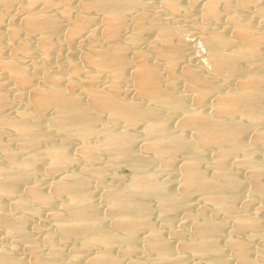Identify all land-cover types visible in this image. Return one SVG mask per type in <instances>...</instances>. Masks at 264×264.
<instances>
[{"label": "bare ground", "instance_id": "obj_1", "mask_svg": "<svg viewBox=\"0 0 264 264\" xmlns=\"http://www.w3.org/2000/svg\"><path fill=\"white\" fill-rule=\"evenodd\" d=\"M154 1V5H149L143 0H0V155L7 162L0 164V198L12 193L14 198L16 184L33 174L37 157L23 149L48 143L39 153L48 160L49 172L50 168L69 164L73 157L66 152L69 143L66 135L71 131L79 144L76 158L88 162L87 167L103 155L104 162L109 165L133 161L134 172L123 189L102 186L108 214L116 228L112 232L102 229L95 219L83 178L65 170L51 185L55 195L65 196L61 204L62 216L61 213L60 216L51 214L56 219L57 231L62 236H74L79 243L71 249V264H185L146 220L149 209L146 200L155 199L161 226H168L175 211L186 214L187 206L182 200L195 193L211 207L213 216L202 214L200 208L196 213L193 211L194 217L189 218L191 223L186 229L188 237L175 232L180 253L194 257L196 261L192 264H264V186L258 180L264 162L260 163L263 159L254 160L253 146L243 142L245 133L249 132L250 143L264 151V29L258 30L238 12L251 9V15L264 22V5H259L261 0H202L201 4L197 2L200 0ZM181 3L187 6L184 11L188 7L193 10L200 4L194 23L201 31L200 46L187 42L181 29L174 27L169 17H164L165 13H182ZM53 9H57L55 13H47ZM94 15L98 19V29L92 27V23H96ZM182 15L185 17L184 13ZM79 37L83 46L78 57L95 72L89 69L79 74L82 66L75 57L71 59L72 55L66 61L62 60L69 72L61 76L58 66V72L51 67L52 59L48 56L61 54L68 47L75 52L74 44ZM140 43H146V49L142 50L145 46L140 49ZM2 52L6 56L1 55ZM17 55L28 58L27 67L19 63ZM189 59L191 62L198 60V64L190 66ZM200 59L204 61L200 62ZM40 69L45 71L34 75V71ZM99 72L104 76L102 80ZM4 78L17 90L24 91L14 89V96L9 97ZM178 86L183 91L178 90ZM131 92L133 97L126 96ZM207 103L210 111L203 107ZM199 106L203 108L198 109ZM6 108H12L11 115L4 112ZM45 112L48 119L42 123L40 116ZM173 114L179 116L176 120L178 129L188 130L190 136L169 130L168 120ZM102 115L107 121L102 122ZM114 121L123 124L122 130L110 128ZM135 124L140 126L138 136L145 139H141L144 141L142 148L149 151L151 157L137 155L131 149V142L136 137L127 129ZM5 127L12 132L13 136H9L16 140L14 148L19 150L18 153L23 150V155L17 157L20 154L15 156V150L6 148L7 140L1 139ZM100 133L104 134L102 140L88 141ZM52 134L57 136L54 135L53 140ZM204 147L211 150L208 158L198 149ZM171 154L183 155L180 170L178 167L181 187L174 193L169 192L165 179L150 181L141 176L151 158L167 169ZM234 156L238 158L236 165L247 168L241 179L226 166V161ZM202 166L209 167L210 177L205 175ZM94 172L100 173H97L98 169ZM245 182L260 200L259 208L253 214L242 212L246 205L241 204L243 207L238 210L235 208V202L241 199L237 192ZM24 192L26 198L20 195L14 198L15 211L28 213L32 211L31 203L45 205L50 201V194L41 192L33 182ZM18 214L20 216H8L0 206L2 228L14 234L18 242L22 240L25 249L31 252V264H58L55 261L58 250L51 245V239L45 237L47 244H51L49 255L42 256L33 237L28 238L26 231L23 232L26 214ZM215 214H230L233 225L230 236L223 235L226 226L223 228L220 219L214 218ZM139 229L147 233L141 252L151 255L147 261L143 259L144 262L131 258V254L133 257L138 251L136 233ZM240 231H250L256 243L250 246L247 240L237 238L235 235ZM60 235L58 237L62 238ZM94 245L98 249L96 247L94 253L88 254L85 263L80 262ZM116 245L121 247L118 257L111 250ZM3 249L0 248V264H25Z\"/></svg>", "mask_w": 264, "mask_h": 264}, {"label": "rangeland", "instance_id": "obj_2", "mask_svg": "<svg viewBox=\"0 0 264 264\" xmlns=\"http://www.w3.org/2000/svg\"><path fill=\"white\" fill-rule=\"evenodd\" d=\"M143 1H145V4L146 3H150L149 5H154V3H155V1L154 0H143ZM201 1V2H200ZM200 1H197L198 3H202V0H200ZM262 2V3H261ZM198 3H196L195 5H197ZM258 3H259V5L260 6H263L264 5V0H261V1H258ZM199 4V5H200ZM148 5V4H147ZM199 5H197V6H195L196 7V9H195V7L193 8V10H192V8H187V10H185L184 11V9L187 7L186 5H184V4H182L181 3V8H180V12H181V10H182V13H184V15H185V17L182 15V13H178V12H175V13H165V15H164V17L166 18H168L170 21V23L171 24H173V26L175 25V26H178V27H176L177 29L179 28V30L181 29V31H180V33L182 34V36H183V34H184V36L186 37H184L183 36V38H185V40L186 39H188V41L187 42H189V43H194V44H197L198 43V45L200 46V40L198 39V37L200 36V34H201V31L200 30H198V28H197V26L194 24L195 22H197L196 20L198 19L197 18V16H198V9L197 8H199ZM185 6V7H184ZM190 11H189V10ZM56 10L57 9H53V10H48L47 11V13H49V14H52V12H56ZM162 10V9H161ZM195 10V11H194ZM197 10V11H196ZM251 9H245V10H241L242 12L244 11V13L242 14V12L241 11H238L239 12V16H243V18L242 19H244V20H250V22H252V24H253V26L254 27H256L258 30H262L263 31V29H264V22L262 21V20H259V19H256L255 18V16L254 15H251L252 14V11H250ZM184 11V12H183ZM192 11V12H191ZM247 11V12H246ZM54 12V13H55ZM188 12V13H187ZM195 12H197V13H195ZM53 13V14H54ZM185 13H187V14H185ZM246 13V14H245ZM171 14V15H170ZM174 14V15H173ZM178 14V15H177ZM89 15L90 16H92L93 14L92 13H89ZM250 15V17H248ZM172 16V18H170ZM180 16H182V17H180ZM253 16V17H252ZM94 18L96 17L95 15L93 16ZM176 17V18H175ZM179 17L181 18V19H179ZM166 18V19H167ZM184 18V19H183ZM194 18H196V19H194ZM250 18V19H249ZM252 18H253V20H252ZM255 18V19H254ZM175 19H178L177 21L175 20ZM172 20H173V23H172ZM94 21H96V23L95 22H93L92 23V27L94 28V29H98L99 28V23L97 22L98 21V19H94ZM174 21H176V22H174ZM191 21V22H190ZM194 21V22H193ZM260 23H259V22ZM178 22V23H177ZM255 22H257V23H255ZM261 22H262V24H261ZM193 23V24H192ZM261 24V25H260ZM98 25V26H97ZM194 25V26H193ZM174 26V27H175ZM196 26V27H195ZM259 26V27H258ZM98 27V28H97ZM260 27H262V29L260 28ZM264 32V31H263ZM122 36L123 35H125V32L124 33H122L121 34ZM121 36V37H122ZM82 37V39H83V36H81ZM79 40L74 44L75 46V49H76V51H77V49L79 50V51H77V52H79V53H77L76 51L74 52V50H72V48H70V47H68V48H70V49H66V51H62L63 53H52V54H50L49 56H48V58L49 59H52V61L50 62V65H51V67H53V70L54 71H57L58 69V67H59V75H61V76H63L64 74H66V72L68 73L69 71H68V67H66V65L64 64L63 65V63L67 60V59H69V58H67V57H69V56H71L72 57V55H73V57L71 58V59H75L76 60V62L78 63H80V66H82V67H80L81 69H79L80 71H79V74H81V73H83L84 71L86 72V70H88V71H90L89 69H92L91 67H87L86 65H84L85 63L84 62H82V60H81V58L80 57H78V55L80 54V49H81V47L83 46V41H82V39L79 37L78 38ZM189 39H190V41H189ZM31 41H32V39H30ZM81 40V41H80ZM194 40H196V42L194 41ZM27 41L29 42V39H27ZM30 41V42H31ZM80 43V44H79ZM82 44V45H81ZM140 44H142V45H140V49L143 47V46H145V48L143 47L142 48V50H144V49H146V43H140ZM80 47V48H79ZM138 48H139V45H138ZM5 54V52H2L1 53V55H4ZM35 55V54H34ZM34 55H30V57L31 58H33L34 57ZM5 56H6V54H5ZM36 56V55H35ZM55 56V57H54ZM80 56V55H79ZM16 58L18 57V55L17 56H15ZM28 57V56H27ZM54 57V58H53ZM75 57V58H74ZM202 58V57H201ZM18 61H19V63L21 64V65H23V64H25V65H23V66H26L27 64H26V62H28V58H26V56L24 55H21V57L19 56L18 58ZM56 60H58V62L56 61ZM62 60H65L64 62L62 61ZM81 62H80V61ZM203 61H204V59H202ZM201 59H200V62L202 61ZM21 61V62H20ZM189 65L191 66H195V65H197L198 64V60H193L192 62H191V59H189ZM197 61V62H196ZM62 63V64H61ZM79 63H78V65H79ZM191 63V64H190ZM197 63V64H196ZM58 64V65H57ZM207 64V63H206ZM56 66V67H55ZM58 66V67H57ZM64 66V67H63ZM27 67V66H26ZM60 68H61V70H60ZM67 68V69H66ZM85 69V70H84ZM67 70V71H66ZM37 71H40V72H37ZM37 71H34V75H40L41 74V72H44L45 70H43V69H40V70H37ZM57 71V72H58ZM87 71V72H88ZM94 70L92 69L91 70V72H93ZM35 72H37V74H35ZM95 72V71H94ZM100 73V72H99ZM102 73H100V75H101ZM35 76V77H36ZM101 77L102 78H99V79H103L104 78V76H102L101 75ZM80 78L78 77V79L77 80H79ZM98 79V80H99ZM100 81V80H99ZM99 81H97L96 82V84L99 82ZM7 82V83H6ZM10 81L9 80H7L6 78H4V84H5V89H7V90H9V92H10V94L9 93H7L8 94V96L9 97H13L14 95L13 94H15V92H14V89H15V91H19V92H23L24 91V89H19V90H17V87L16 86H14L13 84H11V82L9 83ZM7 85V86H6ZM10 86H11V88H10ZM15 87V88H14ZM121 88H123V89H125V88H128L130 91H131V89H132V87H126V86H121ZM178 90H182L183 91V88L182 87H179L178 86ZM11 91H13V92H11ZM181 91V92H182ZM8 92V91H7ZM128 94V95H127ZM126 94V96H128V97H133V93L131 92V93H127ZM141 101V102H140ZM138 102H140V103H142V100L141 99H139L138 100ZM210 102V101H209ZM206 106H203L204 108H206L207 109V111H210L209 110V107L207 106V105H209V103H207V104H205ZM210 106V105H209ZM201 107V108H200ZM202 106H199L198 107V109H202L203 108ZM6 114L7 113H10L9 115H11V113L13 112L12 111V108H6V110L4 111ZM209 113V112H208ZM48 113H43L41 116H40V121L42 122V123H44L47 119H48ZM43 115H44V117H43ZM175 114H173V117L171 116V118L172 119H170V120H168V125H169V130L172 132H175V133H181V134H183L184 136H190V132H188V130L186 131L185 129L184 130H179L178 129V127L176 126V120L178 119L177 117H179L178 116V114H176L175 116H174ZM45 116H47V118L45 117ZM105 117V118H104ZM175 117V118H174ZM44 118V119H43ZM101 120H103L102 122H104L105 120L107 121V118H106V116H104V115H102L101 116ZM118 121H114V123H113V125L112 126H110V128H112V130H122V128H123V124L119 121L118 123H117ZM175 122V123H174ZM171 123V124H170ZM105 124H106V122H105ZM115 124V125H114ZM139 124V123H138ZM137 124V127H136V124L134 125V127L132 128V127H129L128 129H127V131L130 133V134H133L134 135V137H136V139L134 138V142L132 143L131 142V149L135 152L136 151V154L138 155V154H142V156L144 155V156H146V157H151V154H150V152L149 151H147V150H145L144 148H142V143H144V141L143 140H145V139H143V137L142 136H138V132L140 131V126ZM172 124H174V125H172ZM118 125V126H117ZM139 126V127H138ZM171 126V127H170ZM116 128H118V129H116ZM175 128H176V130H175ZM126 129V128H125ZM124 129V130H125ZM131 129V130H130ZM6 130V131H5ZM9 128H7V127H5V128H2V135H4V136H2L1 137V139H3V141L5 142V140H7L6 141V148H10L9 150H12V151H14L15 152V156H16V154H20V155H17V157H19V156H21V155H23V150H27V152L26 151H24V154H25V152L26 153H33V154H35V157H37V158H35V165H34V168H33V174H30L29 175V177L28 176H26V177H24V178H22L20 181H19V183H17L16 184V187H15V189H16V192L14 193V198H15V196L16 195H20V196H22V198H26V193L24 192V189L26 188H28V187H30L31 186V184H32V182L33 183H35V185H36V187L38 188V189H40V191L41 192H45V194L48 196L49 194V203H47V204H42V205H40V204H33V203H31V208H32V214H31V212H28V213H24V212H22V211H18V210H14V208H13V206H12V204H13V201H14V198L12 197V195H13V193L10 195H6V196H4L3 198H0V206H2V212L3 213H5L6 215H8V216H11V217H13V216H18L19 214L18 213H20L21 215L22 214H26V215H24V218H25V220H24V222H23V227H22V229H23V232L24 231H26L25 233H26V236L28 237V238H31V237H33L32 239L33 240H35V242H36V244H37V251L42 255V256H45V257H47L49 254H48V248H49V245L51 244V243H49V245L47 244V242L45 241V237L47 236V237H49L50 239H51V242H52V244L51 245H53V246H55L56 248H57V250H58V255L56 256V262L58 263V264H71L72 262H73V258H72V256H71V249H72V247H74V246H76V245H78L79 243L75 240V238H73V237H67L66 235H63V236H65V237H63L62 235H60L59 233H58V231H57V226H56V219L54 220V217L51 215V214H58L59 215V213H61V211H62V208H61V204H62V202L64 201V199H65V196L64 195H55L53 192H52V187H51V185H53L54 184V182L61 176V175H63V173L65 172V170L66 171H70L72 174H74L75 176L77 175V177H81V178H83L84 179V181L86 182V184L84 185L85 186V189H86V191L88 192V195H89V198H90V205H91V207L94 209V211H95V219L100 223V225H101V227H102V229H104V230H106V231H110V232H112V230H113V228H115L114 226H113V223H112V216L110 215V214H108L109 213V210H108V208H107V202H105V200H104V197H103V195L104 194H102L103 193V187L102 186H108V187H114L113 189H123L127 184H128V181H129V179L131 178V177H133L134 176V172H133V170H132V162H129L128 160L127 161H125L126 163H116V164H108L107 162H104V160H105V158L103 157V155H102V158H101V155L98 157V160L96 161V162H94L93 164H90V167L88 166L87 167V164H88V162H85L84 161V159H83V161H82V159L80 158H76V157H78V151H77V153H76V150H78V146H79V144L77 143V140H74V139H76L73 135V132L71 133V131L70 132H68L67 133V135L66 136H68L67 138L69 139L68 141H69V143L67 144V148H66V152L68 153V154H70V157L72 158L71 159V162H69V164L67 163L65 166H62V167H59V168H54V169H52V168H50V172H49V162H48V160L46 159V157L44 156V155H42L41 153H39V150H43V148L45 147V146H47L48 145V143H46V145H45V142H43L44 144H42V145H38V146H31V147H28L30 150H28V148H26V149H23V150H20V152H22V153H18V149H15L16 148V140H15V138L14 137H10V136H13V135H11L12 134V132H11V130H9ZM136 130V131H135ZM177 131V132H176ZM179 131V132H178ZM186 131V132H185ZM188 132V133H187ZM11 133V134H10ZM185 133V134H184ZM246 135H244V137H243V142L247 145V146H249V147H252V149H253V154H252V157H253V159L254 160H256V161H258L259 162V160H261V159H263L264 160V156H262V152H263V155H264V151L261 149V147H259V146H254L255 144H252V143H250L251 142V140L249 139L250 137V135H251V133L249 134V132H247V133H245ZM8 135V136H7ZM10 135V136H9ZM54 135L55 134H52V140L53 139H55L56 137H54ZM245 136H246V138H245ZM71 137H73V139L71 138ZM10 138H11V140H10ZM14 138V139H13ZM104 138V134L103 133H100V134H98L97 136H94V137H91V138H89L88 139V141L90 142V143H95V142H97V141H100V140H102ZM146 138V137H145ZM141 139H143V140H141ZM9 140V141H8ZM15 140V141H14ZM73 140V141H72ZM15 143V144H14ZM45 145V146H44ZM78 145V146H77ZM77 146V147H76ZM15 147V148H14ZM32 147H34V149L32 148ZM37 147V148H36ZM38 147H40V148H38ZM43 147V148H42ZM194 148H196L195 146H193ZM46 148V147H45ZM142 148V149H141ZM33 149V150H32ZM199 149V151H201V154L202 155H206L205 157L206 158H208L209 157V155H211V150H210V148H208V147H204L203 149L202 148H198ZM261 149V150H260ZM259 150V151H258ZM34 151H35V153H34ZM37 152V153H36ZM145 152V153H144ZM206 153V154H205ZM37 154V155H36ZM76 154V155H75ZM181 156H183L182 154H171L169 157V160H170V165L167 167V169H163L159 164H157L156 163V159H154V158H151V162H150V164H148L142 171V174H141V176H143V177H146V179H148V180H150V181H152V180H154V181H156V180H163V179H165L166 180V184H167V186H168V188H170L169 189V192H172L173 191V193L174 192H177V190L179 191L180 190V187H181V182H179V179H180V181H181V171L179 172V170H180V167L179 166H181V163H182V161H183V157H181ZM260 156H261V158H260ZM45 157V158H44ZM100 158V159H99ZM104 158V159H103ZM182 158V159H181ZM234 160H233V159ZM232 158H230V159H228L227 161H226V166H228V168L232 171V173L235 175V176H237V177H239V179H241L242 177H244V173H246L247 172V168L244 166V165H242L243 166V168H241V165H236L235 164V162H236V159H238V158H236V156H234V157H232ZM2 160V161H1ZM262 160V162L260 161V163H263L264 161ZM0 161H1V163L0 164H4V165H6L7 164V162H6V160L5 159H3L2 158V156L0 155ZM5 161V162H4ZM106 161V160H105ZM155 161V162H154ZM234 161V162H233ZM122 162H124V161H122ZM130 163V164H127V163ZM181 162V163H180ZM6 163V164H5ZM232 163V164H231ZM86 165V166H85ZM111 165H113V166H111ZM116 165V166H115ZM154 165V166H153ZM158 165V166H157ZM116 168H115V167ZM231 166V167H230ZM87 167V168H86ZM108 167V168H107ZM111 167H113V169L111 168ZM132 167V168H131ZM154 167V168H153ZM159 167H161L163 170H161V168H159ZM178 167H179V170H178ZM199 167V165L197 164L196 165V168H198ZM63 168V169H62ZM158 168V169H157ZM170 168V169H169ZM204 168V166H202L201 167V169L204 171V173H206L205 175L206 176H208V177H210V172H209V167H207V166H205V168ZM208 168V169H207ZM48 169V170H47ZM52 169V170H51ZM94 169H98V172L97 173H99V175L98 174H96V172H94L93 173V170ZM112 169V170H111ZM147 169V170H146ZM157 169V170H156ZM168 169H169V171H168ZM206 169V170H205ZM244 169H246V171L244 170ZM92 170V171H91ZM145 170V171H144ZM161 170V171H160ZM208 170V171H207ZM102 171V172H101ZM163 171V172H162ZM145 172V176L143 175V173ZM151 172H152V174L153 175H155V176H152V174H151ZM155 172H157V173H155ZM178 172H179V174H178ZM133 173V175H131ZM155 173V174H154ZM163 173V174H162ZM35 174V175H34ZM33 177H32V176ZM31 176V177H30ZM97 176H99V179H97ZM58 177V178H57ZM30 178V179H29ZM35 181H33L32 179ZM28 179V180H27ZM103 179V180H102ZM98 180H100V181H98ZM164 180V181H165ZM168 180H169V182H168ZM258 180L260 181V184H262L263 186H264V169H262L261 170V172L259 173V175H258ZM31 181V182H30ZM37 181V182H36ZM26 182V183H25ZM97 182V183H96ZM100 183H102V184H104V185H102V184H100ZM125 183V184H124ZM169 183V184H168ZM123 184V185H122ZM34 185V184H33ZM32 185V186H33ZM109 185H111V186H109ZM246 186V187H245ZM248 183H244L243 184V186L242 187H240V189L238 190V192H237V196H238V198L240 199L239 200V202H235L236 203V210H238L240 207H243L242 205H246V206H244L243 208H245V209H243V211L242 212H244L245 214H253V213H255L254 211H256L257 209L256 208H259V205H260V200L256 197V196H254V194L251 192V190H249L250 189V185L248 186ZM101 188V189H100ZM101 191V192H100ZM43 192V193H44ZM251 192V193H250ZM51 193L53 194V195H51ZM253 197V198H252ZM256 197V198H255ZM151 199V200H150ZM154 199V198H153ZM244 199L246 200V201H244ZM155 200V199H154ZM154 200H152V197H150V198H148L147 200H146V205L148 206V210H147V212H146V220L148 221V223L151 225V226H153V228L156 230V231H158V233L160 234V236L166 241V243L168 244V246L170 247V251L172 252V253H174L175 255H177L181 260H183L184 262H186L185 264H192V263H194L196 260L194 259V257L192 258V256H189V255H187L186 253H180L181 251H179L178 250V243H177V235L175 234V232L177 233V234H182V236L184 235L186 238L188 237V234H187V232H186V229L188 228V226L190 225V223H191V221H190V219L189 218H193L194 216H193V211L196 213L198 210L197 209H199L200 208V210H201V212H202V214H206L207 215V217H212L213 216V211L211 210V207L209 206V205H206V204H204L203 202H202V200H201V196H200V194H197V193H195L194 195H191L190 197H188V198H184L182 201H183V203L185 204V206H187L186 207V214L188 215V217H187V215L186 214H184V213H182V211H175L172 215H171V220H170V223L168 224V226H165L164 224L161 226V223H162V221L160 220L161 219V217H159V215H160V213H159V211H157L156 212V208H157V204H156V202L154 203ZM148 202V203H147ZM241 202V203H240ZM245 202V203H244ZM58 203V204H57ZM201 203V204H200ZM247 203V204H246ZM33 204V205H32ZM238 204V205H237ZM239 204H240V206H239ZM242 204V205H241ZM258 204V205H257ZM190 206V207H189ZM239 206V207H238ZM258 206V207H257ZM11 207H12V209L14 210H12L11 209ZM156 207V208H155ZM210 208V209H209ZM238 208V209H237ZM195 209H196V211H195ZM241 209V208H240ZM256 209V210H255ZM34 210V211H33ZM108 210V211H107ZM208 210V211H207ZM210 210L212 211V212H210ZM18 211V212H17ZM16 213V215H14L13 213ZM107 212V213H106ZM10 213V214H9ZM30 213V215H28ZM159 213V214H158ZM210 215H209V214ZM12 214V215H11ZM61 216H62V213L60 214ZM59 215V216H60ZM192 217H191V216ZM195 215V214H194ZM205 215V216H206ZM20 216V215H19ZM186 216V217H185ZM227 216H229L228 218H226ZM63 218V217H62ZM64 218H66V216H64ZM214 218L215 219H217V220H219L221 223H223L222 224V226H223V235H225V236H230L231 235V232H232V230H233V225H231L232 223V221L230 220L231 219V216H230V214H224V215H220V214H215L214 215ZM230 218V219H229ZM159 220H160V222H159ZM229 220V221H228ZM223 221V222H222ZM2 224V223H1ZM0 224V248L2 249V248H4L5 250H8L9 252H10V254L12 255V256H16V257H18V258H20L25 264H31V257H32V255H31V252L29 253V251H27L26 249H25V246H23L24 244H23V242H22V240L20 241L19 239V241L20 242H18L17 241V239H15L16 237H15V235L14 234H12V233H10V232H7V230L5 229V228H2V225ZM225 224V225H224ZM4 226V225H3ZM161 226V227H160ZM165 226V227H164ZM232 226V227H231ZM3 229H5L4 231H3ZM226 229V230H225ZM231 229V230H230ZM115 231H116V228L114 229ZM141 230H143V229H141ZM140 229L138 230V233H136V240H137V245L139 246L137 249H138V251H136V252H134L135 254L133 255V257H132V254H131V258H134L135 260H139V261H142L143 259H145V261H147V259L148 258H150L151 257V255H150V253L148 254L149 256H147V254L146 253H148V252H145V251H143L142 250V252L144 253H142L141 252V248L140 247H142L143 246V239H144V237H145V234L147 235V233H146V231L145 230H143V231H141ZM5 231H6V233H5ZM115 231H113V232H115ZM230 232V233H229ZM234 232V231H233ZM10 233V234H9ZM234 235H235V233H233ZM232 234V235H233ZM250 234H251V232L250 231H240L239 233H237L235 236L237 237V238H239V239H241L242 241H246L247 243H248V245H250V246H252V245H254L255 243H256V238L254 237H252V236H250ZM14 237H13V236ZM30 235V236H29ZM62 236V238H60V237H58V236ZM183 236V237H184ZM10 237V238H9ZM249 237V239H247ZM252 237V238H251ZM13 238V239H12ZM72 238V239H71ZM175 238H176V240H175ZM11 239V240H10ZM141 239V241H139ZM255 240V241H254ZM14 241V242H13ZM17 241V243H15ZM253 242H254V244H253ZM141 243V244H140ZM252 244V245H251ZM46 245V246H45ZM142 245V246H141ZM24 247V248H23ZM96 247H97V245L95 246H92V247H90V249H88L87 251V254H85V255H83V257H81L80 258V262H83V263H85L84 261H87V259H85L86 257H88V254L90 255V254H92V253H94L97 249H98V247H97V249H96ZM117 247V248H116ZM177 247V248H176ZM3 249V250H4ZM140 249V250H139ZM112 250V254L113 255H115L116 257H118L119 255H118V253L121 251V247L118 245H116V246H113V248L111 249ZM115 253V254H114ZM139 253V254H138ZM120 254V253H119ZM146 255V256H145ZM183 255V256H182ZM120 258H122V257H120ZM122 259H124V258H122ZM29 261H30V263H29ZM143 262H144V260H143Z\"/></svg>", "mask_w": 264, "mask_h": 264}]
</instances>
